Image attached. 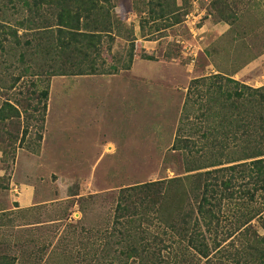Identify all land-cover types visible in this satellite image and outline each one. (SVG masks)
Listing matches in <instances>:
<instances>
[{"label":"rangeland","instance_id":"1","mask_svg":"<svg viewBox=\"0 0 264 264\" xmlns=\"http://www.w3.org/2000/svg\"><path fill=\"white\" fill-rule=\"evenodd\" d=\"M175 2L180 22L169 26L136 14L132 0H114L111 14L131 33L115 30L117 37L111 42L105 37L98 55L85 58L87 71L103 62L99 73L75 75L61 72L76 71L77 55L50 51L49 34L36 33L40 19L30 23L37 17L34 8L28 12L16 0H0V108L10 102L21 112L15 125L0 121V255L30 264L27 256L49 244L38 264H86L78 257L88 251L99 257L106 236L112 235L109 242L119 236L113 213L121 190L181 175L184 152L191 158L206 155L201 138L206 123L194 118L203 109L185 104L190 81L221 74L253 88L264 86V0ZM46 87L43 101L39 91ZM197 105L204 108L205 99ZM185 110L194 124L186 134L178 132ZM176 135L196 144L182 143L186 149L172 151ZM30 181L36 198L21 209L20 184ZM234 203L219 208L223 219L234 214L221 226L238 216L240 206ZM262 204L257 198L254 207L261 208L264 220ZM229 223L223 233L219 228L218 239L232 229ZM253 227L263 234L259 219ZM233 241L243 255L241 238ZM54 251L70 259L45 263ZM235 252L230 246L213 262L236 264ZM89 264L119 262L100 257Z\"/></svg>","mask_w":264,"mask_h":264},{"label":"trees","instance_id":"2","mask_svg":"<svg viewBox=\"0 0 264 264\" xmlns=\"http://www.w3.org/2000/svg\"><path fill=\"white\" fill-rule=\"evenodd\" d=\"M16 1L20 3L21 9L28 12L33 11L30 6L34 8L37 17L30 23L40 19L36 33L49 34L51 52L57 50L70 57L77 55L78 58H72V62H76L73 63L76 71L62 70L64 72L61 74L99 73L103 62L99 67L91 64L87 71L83 68L85 58L93 53V56L98 55V46L105 37L107 41H113L117 37L115 30L125 33L130 31L111 14L114 0ZM132 3L136 14H145L152 23L160 20L171 26L180 22L181 15L175 13L180 7L176 6L175 0H132ZM52 26L56 29L54 32ZM140 29L143 30L141 23ZM3 52V44L0 43V53ZM132 57L131 52L130 62ZM124 69L129 70V66ZM188 90L190 98L186 97L185 104L194 105L199 111L203 109L200 114L193 115L195 119H202L206 123L205 131L201 134V138L206 141V155L197 153L196 157L191 158L190 153L184 152L181 175L121 190L114 203L113 213V231L117 232L118 238L109 242L112 235L106 236L99 257L88 251L78 257L80 261L89 264L102 257L111 263L112 259L117 260L119 264H215L213 256L226 252L232 246L237 251L234 258L236 264L240 260L243 264L264 263V220L260 219L261 208L254 207L257 198L264 202V86L253 88L230 77L215 74L190 81ZM39 94L46 101L47 87L40 90ZM202 99H205L204 108L197 105ZM16 106L4 102L0 108V121L15 125L21 114ZM44 109L45 104L42 111ZM42 111L39 114L40 126L44 122ZM188 117L186 110L182 112L179 133L184 130L186 134V130L194 125ZM182 143L196 144L187 138L179 139L176 135L172 151L181 149ZM1 153L3 157L7 155L5 151ZM232 200L235 201L236 209L240 206L235 211L238 216L234 223H229V220L221 226L222 220L231 219L234 214L223 219L219 208ZM82 202H86V199L82 198ZM258 219L262 235L253 227V221ZM228 223L230 227L233 224L232 229H227L226 236L218 239L221 236L219 228L223 233V227ZM235 238L242 240L243 255H240V244L236 246V241H233ZM48 248L49 244L27 256L24 261L38 264ZM54 253H49L45 263L50 260L66 262L70 259L62 251ZM37 254L41 258L36 257ZM0 264L17 262L16 258L3 254L0 255Z\"/></svg>","mask_w":264,"mask_h":264},{"label":"crops","instance_id":"3","mask_svg":"<svg viewBox=\"0 0 264 264\" xmlns=\"http://www.w3.org/2000/svg\"><path fill=\"white\" fill-rule=\"evenodd\" d=\"M28 169V175H31V170L28 167H26V170ZM20 200H18V205L21 209L28 208L33 206L35 201V184L33 181H30L29 183H21L20 184Z\"/></svg>","mask_w":264,"mask_h":264}]
</instances>
